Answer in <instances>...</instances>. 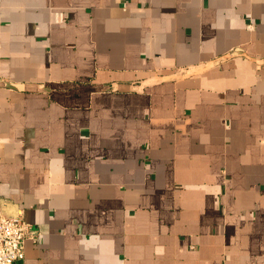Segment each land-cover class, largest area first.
<instances>
[{
    "label": "crops",
    "instance_id": "obj_1",
    "mask_svg": "<svg viewBox=\"0 0 264 264\" xmlns=\"http://www.w3.org/2000/svg\"><path fill=\"white\" fill-rule=\"evenodd\" d=\"M1 199L13 264H264V0H0Z\"/></svg>",
    "mask_w": 264,
    "mask_h": 264
},
{
    "label": "built area",
    "instance_id": "obj_2",
    "mask_svg": "<svg viewBox=\"0 0 264 264\" xmlns=\"http://www.w3.org/2000/svg\"><path fill=\"white\" fill-rule=\"evenodd\" d=\"M9 205L7 200H0V264L22 259L25 240L35 241L38 235L20 212L9 211Z\"/></svg>",
    "mask_w": 264,
    "mask_h": 264
},
{
    "label": "water",
    "instance_id": "obj_3",
    "mask_svg": "<svg viewBox=\"0 0 264 264\" xmlns=\"http://www.w3.org/2000/svg\"><path fill=\"white\" fill-rule=\"evenodd\" d=\"M235 53H236V52H231L230 54H228V56H229V55H234Z\"/></svg>",
    "mask_w": 264,
    "mask_h": 264
}]
</instances>
